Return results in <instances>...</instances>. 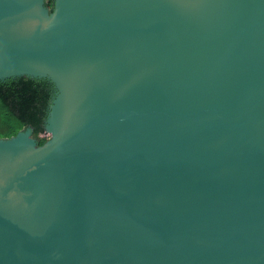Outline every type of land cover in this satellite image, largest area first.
I'll return each mask as SVG.
<instances>
[{"label":"water","instance_id":"95a60500","mask_svg":"<svg viewBox=\"0 0 264 264\" xmlns=\"http://www.w3.org/2000/svg\"><path fill=\"white\" fill-rule=\"evenodd\" d=\"M49 79L0 138V264H264V0H0V81Z\"/></svg>","mask_w":264,"mask_h":264},{"label":"trees","instance_id":"16d2710c","mask_svg":"<svg viewBox=\"0 0 264 264\" xmlns=\"http://www.w3.org/2000/svg\"><path fill=\"white\" fill-rule=\"evenodd\" d=\"M54 0H47L53 8ZM55 95L54 84L49 79L20 76L0 81V138L16 135L25 127H32L39 144L48 138L46 119Z\"/></svg>","mask_w":264,"mask_h":264},{"label":"rangeland","instance_id":"374dc122","mask_svg":"<svg viewBox=\"0 0 264 264\" xmlns=\"http://www.w3.org/2000/svg\"><path fill=\"white\" fill-rule=\"evenodd\" d=\"M41 136H42V137L49 138V137H50V134H49V133H47V132H45V133H43Z\"/></svg>","mask_w":264,"mask_h":264}]
</instances>
